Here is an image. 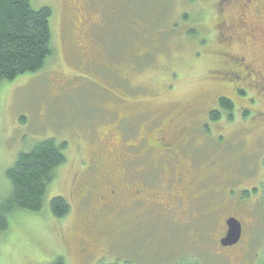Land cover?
I'll return each instance as SVG.
<instances>
[{
	"label": "rangeland",
	"instance_id": "374dc122",
	"mask_svg": "<svg viewBox=\"0 0 264 264\" xmlns=\"http://www.w3.org/2000/svg\"><path fill=\"white\" fill-rule=\"evenodd\" d=\"M30 2L52 10L53 53L39 71L0 83V208L10 187L5 172L19 153L46 139L67 147L42 209L4 214L8 228L0 237V264H48L58 257L65 264H264V97L252 90L237 95L214 79L226 44L219 39V21L233 24L240 5L231 0ZM259 16L264 21V7ZM258 27L264 32V24ZM233 31L228 49L263 62L264 46L256 43L249 50L239 30ZM81 43L94 61L91 67ZM220 96L235 101L236 116L228 111L229 119L210 122L207 115L218 108ZM129 116L136 140L154 137L161 127L168 133L190 127L186 136L195 147L178 165L181 169L188 158L193 177L180 184L186 189L193 180L195 189L185 198L193 209L181 221L168 218L162 205L147 215L146 205L136 208L128 196L98 215L84 191L94 151L105 154L107 169L122 166L121 146L132 138L116 122ZM109 133L114 136L106 140ZM143 154L126 166L128 180L148 178ZM155 175L154 183L164 185L168 167ZM124 182L130 183L125 177ZM255 187L260 194L243 195ZM55 196L70 204L66 216L51 215ZM228 213L243 226L242 239L232 247L220 242Z\"/></svg>",
	"mask_w": 264,
	"mask_h": 264
},
{
	"label": "flooded vegetation",
	"instance_id": "af4514ba",
	"mask_svg": "<svg viewBox=\"0 0 264 264\" xmlns=\"http://www.w3.org/2000/svg\"><path fill=\"white\" fill-rule=\"evenodd\" d=\"M231 1H236V4L238 3L240 5V10L237 15V19L233 24L231 23V25H228L223 20L219 21V28L223 26V30L219 32L220 42L228 45L234 34L233 29L236 28L242 34L240 39H242L246 44L248 43L246 47L249 50H251L253 45L256 43H261V46L263 47L264 32L258 27V24H264L263 17L259 16L261 8L264 7V0ZM252 11H255L257 17L255 14H250ZM226 44H221L222 48L225 49L219 56L221 61L219 66H217L216 75L214 76L215 81L230 88L232 92L237 95L243 96L252 90L255 94L264 97V61L258 63L254 58H248L246 55H243L236 50L228 49ZM79 48L85 50L81 55L87 63H90L89 66L91 67L94 61L90 58V54H88L87 49L82 43L79 45ZM226 97L220 96L218 97V101L220 98ZM228 98L226 99H231ZM231 103L233 106L231 114L236 116V114L233 113L236 109L235 101L232 100ZM245 109L247 111L248 108L240 110V114L243 118L246 117ZM215 110H219L220 112V117L217 120L221 117L229 119L228 111L221 109L219 104L218 108ZM211 111H209L207 116L210 122H214V120H210L209 118ZM231 114L229 115L232 116ZM116 125L119 127V130H122V133L126 137L131 136L132 138L129 141H124V144L121 146L122 153L124 155V158L122 159V166L117 167V170H114V168L107 169V166L105 165L107 160L105 154L99 151H94L89 161V169L85 171L90 177L91 184H87L84 191L90 200L93 198L98 215L107 210L113 202H118L122 197L128 196L131 199L132 206L138 208L142 205H146L144 210L147 215L154 213V207L156 205H162L167 211L168 218L179 219L181 221L183 219L182 217H187L188 212H190L193 208L190 200L187 201L185 198L188 196L190 191L195 189V183H193V180L187 181L185 183V189L180 182L188 179L187 177L189 175V178H192L193 175L190 173H193V170L192 166L189 165L188 158L186 160V157L184 161H182L184 165L181 169H179L178 164L181 163V161H179V157H181L184 153L186 156L195 147L192 145L193 137L186 136V131H188L190 127L174 130L173 133H168L166 129L161 127L156 129L154 137L149 136L148 138L136 140V136L132 133L135 129L130 116L126 117L124 121L120 118L119 122H116ZM113 136L114 135L112 133H109L106 135L105 139H112ZM130 153L131 155L129 156ZM134 153H136V155H134ZM142 154L143 156H146L143 161L148 163V178L146 181L144 179H140L138 181L136 177L128 180L127 176L129 171L126 172V166H129L135 156L138 157V155ZM164 166L168 167V175H170V177L164 185H161L158 181L155 184V172L158 174L159 170H161ZM124 177L125 180L130 183H125ZM253 189L254 188L247 190L249 191L250 197L254 195L252 193ZM258 193L260 194L261 191H258ZM157 216H161V214ZM231 216L237 218L234 214L228 213L226 215V218L224 219V235L227 231L226 220ZM241 239L242 234L240 240ZM80 250L82 252L84 249Z\"/></svg>",
	"mask_w": 264,
	"mask_h": 264
},
{
	"label": "trees",
	"instance_id": "16d2710c",
	"mask_svg": "<svg viewBox=\"0 0 264 264\" xmlns=\"http://www.w3.org/2000/svg\"><path fill=\"white\" fill-rule=\"evenodd\" d=\"M51 17L50 7L36 9L30 0H0V83L37 72L44 66L53 53ZM218 104L225 111H231L233 107L226 98H220ZM219 117V110H212L209 114L210 120ZM66 147V142L40 141L28 152L19 153L14 164L6 170L10 187L8 198L0 208V237L8 228L7 212H38L42 209L54 171L65 161ZM257 191L258 188H254L252 193ZM243 195L249 197V191L244 190ZM49 208L56 218L66 216L71 209L67 200L60 196L50 200ZM48 264L65 262L63 257H58Z\"/></svg>",
	"mask_w": 264,
	"mask_h": 264
},
{
	"label": "water",
	"instance_id": "95a60500",
	"mask_svg": "<svg viewBox=\"0 0 264 264\" xmlns=\"http://www.w3.org/2000/svg\"><path fill=\"white\" fill-rule=\"evenodd\" d=\"M227 231L226 234L220 239L223 246H231L239 242L242 234L241 222L231 216L226 220Z\"/></svg>",
	"mask_w": 264,
	"mask_h": 264
}]
</instances>
